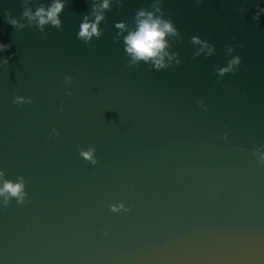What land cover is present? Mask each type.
<instances>
[{
    "label": "water",
    "instance_id": "95a60500",
    "mask_svg": "<svg viewBox=\"0 0 264 264\" xmlns=\"http://www.w3.org/2000/svg\"><path fill=\"white\" fill-rule=\"evenodd\" d=\"M104 2L0 0V264H264V0Z\"/></svg>",
    "mask_w": 264,
    "mask_h": 264
},
{
    "label": "clouds",
    "instance_id": "9594fccd",
    "mask_svg": "<svg viewBox=\"0 0 264 264\" xmlns=\"http://www.w3.org/2000/svg\"><path fill=\"white\" fill-rule=\"evenodd\" d=\"M107 0H105L103 7H107ZM62 8V4L57 2L47 13L43 9H39L37 15L40 17V23L43 24L47 20H51L53 24H59L56 19L57 13ZM141 16L144 13H140ZM47 18V19H45ZM14 23V22H13ZM91 28V32H89ZM170 25H161L159 20H153L151 14L148 15L147 19L140 21L139 27L136 32L131 33L126 38L127 51L136 59L149 60L157 57L161 50L164 48V35L166 31H170ZM96 33V26L84 24L81 26V35L88 36L90 34ZM3 45H0L2 48ZM159 64V61H157ZM22 185H11L5 182L3 188H0V194L4 192L11 193L12 195H17L20 193Z\"/></svg>",
    "mask_w": 264,
    "mask_h": 264
}]
</instances>
